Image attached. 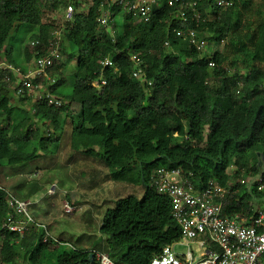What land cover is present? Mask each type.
<instances>
[{
    "label": "trees",
    "instance_id": "obj_1",
    "mask_svg": "<svg viewBox=\"0 0 264 264\" xmlns=\"http://www.w3.org/2000/svg\"><path fill=\"white\" fill-rule=\"evenodd\" d=\"M68 1L0 0V61L5 57L18 65L7 42L22 24L39 28L30 41L40 44L25 49L27 60L37 52L46 53L56 26L51 19L66 12ZM198 7L205 18L198 21L189 13L182 21L178 9L163 0L148 23L130 15L122 23L114 19V34L99 25L97 0L84 12L75 10L63 30L75 51L67 55L66 43L61 47L69 60L75 59L73 88L62 91L67 82L63 59L51 68V76H59L56 82L43 80L46 89L65 102L60 107L48 104L45 96H17L12 89L14 75L0 68V228L8 211L6 190L28 199L50 182L25 177L41 151H50V142H55L59 158L70 164L80 160L73 154L78 147L87 154L94 153L90 146L97 145L110 171L108 180L118 185L115 205L106 210L99 232L83 233L74 248L54 240L44 242L45 232L38 227L21 240L19 234L0 229V264H16L22 256L30 264H99L96 256L90 260L95 251L108 253L118 264H151L182 234L171 198L153 185L158 168L193 173L191 180L198 189L210 179L226 185L232 165L247 174L264 172V0H235L228 8L220 7L218 0H201ZM175 27L194 28L209 46L225 42V48L205 57L176 36ZM107 57L113 66L102 64ZM139 68L141 74L135 77ZM102 78L106 84L95 87L93 82ZM77 102L81 104L78 121ZM72 182L65 178L58 184ZM130 187L143 189V197H118ZM233 190L237 192L225 199L223 215L243 214L250 224L259 214L256 203L264 194L247 185ZM71 192L73 187L66 193L69 201ZM90 210L83 219H91Z\"/></svg>",
    "mask_w": 264,
    "mask_h": 264
},
{
    "label": "built area",
    "instance_id": "obj_2",
    "mask_svg": "<svg viewBox=\"0 0 264 264\" xmlns=\"http://www.w3.org/2000/svg\"><path fill=\"white\" fill-rule=\"evenodd\" d=\"M201 0H168L169 5L178 9L180 19L188 20V14L198 21L202 17L198 7ZM235 0H218V5L228 8L234 5ZM99 3L98 22L100 26L106 27L113 34L114 19L117 15L114 8L124 10L137 22L148 23L151 21L154 9L163 5V0H97ZM75 8L69 5L64 15L65 22H61L53 31V37L49 45L41 54L36 53L32 67L25 69L15 66L6 61L0 62V68L9 70L18 80L15 86L17 96L30 95L36 99L47 98L50 105L62 106L65 102L55 97L44 86L43 80L48 84L56 82V78L50 75L49 70L63 59L61 51V35L68 22L74 18ZM176 36L188 40L198 51L208 48L207 41L200 36L194 28L172 30ZM40 44L39 40L31 42L35 46ZM169 45V41H165ZM104 66H113L110 57L102 60ZM215 66L214 62L210 63ZM141 69L133 72L135 77L140 76ZM38 78V82H33ZM5 79H11L9 74ZM107 79L93 82L95 87L105 85ZM36 108L32 109L35 113ZM232 178L223 185L220 181L210 179L205 187L198 189L195 182L191 180L193 173H186L182 168L160 167L156 170L154 179L155 189L169 196L173 203V215L181 226V238L163 248L162 253L151 260V264H264V212L259 208L258 216L248 219L243 214L235 216L223 215V206L228 195L235 194L233 186L247 185L256 187L264 194V172L258 174H247L244 168L232 165L229 168ZM55 188L49 189L54 194ZM8 211L0 229L19 234V240L28 234L32 228L38 227L44 230V242L54 240L69 247L74 246L63 242L53 236L48 224L36 219L33 211H30L34 200L17 197L11 191L6 190ZM73 204L65 202L64 212L72 213ZM19 240L17 242H19ZM178 245L187 247L186 251L176 250ZM99 264H118L108 253L95 251Z\"/></svg>",
    "mask_w": 264,
    "mask_h": 264
},
{
    "label": "rangeland",
    "instance_id": "obj_3",
    "mask_svg": "<svg viewBox=\"0 0 264 264\" xmlns=\"http://www.w3.org/2000/svg\"><path fill=\"white\" fill-rule=\"evenodd\" d=\"M76 2L78 3L76 4ZM91 2L92 0H69L68 4L73 5L76 11H85ZM64 15L65 12H63L61 16L54 15L52 19L49 17L46 19L47 21L51 19L56 24L54 28H57L61 22H65ZM125 15V11L120 10L115 17V21L122 23ZM38 29V27H33V25L30 24H22L13 31L7 45H10L13 48L12 52L18 63L23 64L25 62L23 51L25 52V49L29 45L33 47V45L30 44V39L34 33L33 31H37ZM61 40V47L63 46V42L66 43L65 49L67 55L75 51V47L69 43L68 40H65L64 33L61 35ZM224 48L225 42L220 44L212 43V45H208V48L203 51L202 55L205 57H212L215 51L222 52ZM66 54L62 51L63 60L65 61L64 63H66V67L63 70V77L67 78L65 86L62 87L64 93H68L72 90L75 81L74 72L76 70L75 59L69 60ZM4 59L7 60L5 57ZM33 61L34 59L31 61L32 63L27 65L28 67L22 65H18V67L23 69L29 68L30 66L32 67ZM61 62L62 61L59 63ZM52 71L53 70L51 69L49 70L50 75ZM55 77H59L58 74L55 73ZM17 82L18 80H16L12 89L15 88ZM211 86H213V82H211ZM75 106L74 117L75 120L78 121V114L81 112L80 102H77ZM54 144L55 142H50L49 152L44 153L41 151L42 156L29 164L31 165L32 172L25 174V177L33 175V178H40L42 184L50 181L45 184L42 191L38 193L37 198H35V200L39 202L37 203L38 205L35 204L36 209L33 208L35 206L33 205L32 208H30V211L35 210L34 215L44 217L52 235L73 245L83 233L97 234V232H99V225L106 210L115 205L117 199L115 198L114 192L115 189L118 188V185L116 182L108 180L110 171L108 167L105 166L102 157L99 155V147L97 145L90 146L94 153L87 154L83 153L84 151L82 147H78L76 149L77 151H74L73 154H77L76 159L78 158L80 160L72 161L70 164L66 162V160L59 158L60 152L55 149ZM64 152L65 151H61V156H66ZM38 171L40 172L38 173ZM8 177L6 176V180H10ZM2 178L3 175L1 176V180ZM65 178L73 179L74 182H72L71 185L70 183H67L64 187H60L58 182ZM0 184L3 186L2 181ZM97 184H100V186H96ZM53 186L56 187L55 194H50L48 190ZM120 186L123 187L125 185L121 184ZM72 187L73 192L70 193L72 200L69 201V199L66 198V193H68ZM89 187L94 188L90 189ZM143 191V189L139 190L135 187H130L121 191L118 197L135 194L141 199L144 194ZM64 200L73 203L75 209L72 213L64 212ZM76 201H78L79 204L74 205ZM257 203L259 208L264 212V197L258 199ZM90 208L89 215H91V219H83V214ZM186 249L187 247L181 245L176 247V250L179 252L186 251ZM16 264L30 263L28 259L22 256Z\"/></svg>",
    "mask_w": 264,
    "mask_h": 264
},
{
    "label": "crops",
    "instance_id": "obj_4",
    "mask_svg": "<svg viewBox=\"0 0 264 264\" xmlns=\"http://www.w3.org/2000/svg\"><path fill=\"white\" fill-rule=\"evenodd\" d=\"M84 12V11H83ZM30 30V29H29ZM31 31H33V30H31ZM38 31V30H37ZM33 32H36V31H33ZM23 55H24V59H25V62L23 63V64H20V63H18L17 61V64L18 65H22V66H27V65H29L30 63H32L31 61H28L27 60V57H26V54H25V52L23 51ZM2 60H5L4 58L2 59ZM6 61H8V60H6ZM28 67V66H27ZM40 172V171H39ZM38 172V173H39ZM51 188H54V187H51ZM51 188H49V189H51ZM54 194H55V192H54ZM37 196H38V194H35V195H33L32 197H31V199L32 200H34V202H35V204L36 205H38L37 203H39V202H37V200H35V198H37ZM64 202V204H65V202H68V201H66V200H64L63 201ZM70 203V202H69ZM35 204H33V205H35ZM73 204V203H72ZM36 205L33 207L34 209H36ZM33 214H35V210L33 211ZM50 214V213H49ZM35 217H36V219L38 220V221H40V222H44V223H46V221H45V219H44V217H42V216H36L35 215ZM54 236V235H53Z\"/></svg>",
    "mask_w": 264,
    "mask_h": 264
},
{
    "label": "clouds",
    "instance_id": "obj_5",
    "mask_svg": "<svg viewBox=\"0 0 264 264\" xmlns=\"http://www.w3.org/2000/svg\"><path fill=\"white\" fill-rule=\"evenodd\" d=\"M31 44V43H30ZM1 61H6V60H1ZM0 61V62H1ZM6 62H8V63H10L9 61H6ZM12 64V63H11ZM14 65V64H13ZM18 66V65H17ZM16 82V81H15ZM54 188H56L55 186H53ZM48 192H49V190H48Z\"/></svg>",
    "mask_w": 264,
    "mask_h": 264
},
{
    "label": "water",
    "instance_id": "obj_6",
    "mask_svg": "<svg viewBox=\"0 0 264 264\" xmlns=\"http://www.w3.org/2000/svg\"><path fill=\"white\" fill-rule=\"evenodd\" d=\"M93 259H94V255L91 254V256H90V260L93 261Z\"/></svg>",
    "mask_w": 264,
    "mask_h": 264
}]
</instances>
